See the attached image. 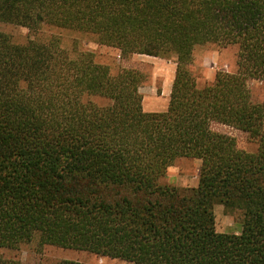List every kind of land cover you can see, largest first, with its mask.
<instances>
[{
	"label": "trees",
	"instance_id": "1",
	"mask_svg": "<svg viewBox=\"0 0 264 264\" xmlns=\"http://www.w3.org/2000/svg\"><path fill=\"white\" fill-rule=\"evenodd\" d=\"M1 24L28 35L0 28V248L264 264V99L248 84L264 81V0H0ZM84 38L121 59L174 58L166 109L144 111L146 74L101 63ZM206 44L235 47L236 68L200 86ZM179 158L200 162L189 194L159 182ZM216 202L242 212L239 234L215 229Z\"/></svg>",
	"mask_w": 264,
	"mask_h": 264
},
{
	"label": "rangeland",
	"instance_id": "2",
	"mask_svg": "<svg viewBox=\"0 0 264 264\" xmlns=\"http://www.w3.org/2000/svg\"><path fill=\"white\" fill-rule=\"evenodd\" d=\"M0 28L10 33L19 42L24 41L28 35L26 28L17 25L1 24ZM82 45L83 48L93 51L96 59L101 63L133 67L146 74L147 78L139 89L142 94V106L146 112H162L166 109L170 93L168 85L170 83L171 86L175 69L174 58L165 59L145 54H133L129 59H121L114 48L99 45L87 38L82 39ZM235 68V47L218 48L206 44L197 46L194 50L191 70L200 86L205 81L211 80L216 71L234 72ZM248 84L254 96L263 100L264 81L251 79ZM213 129L233 136L238 147L247 151L255 150V143L249 141L244 132L221 124H214ZM199 165L200 162L197 159L179 158L168 167L159 182L176 186L185 193H190L198 183ZM213 207L215 229L218 232L239 234L242 212L230 210L220 202H216ZM0 254L7 258H15L20 264H58L62 259L75 260L81 264H133L117 258L56 246H46L41 252L34 251L30 246H22L17 250L0 248Z\"/></svg>",
	"mask_w": 264,
	"mask_h": 264
},
{
	"label": "crops",
	"instance_id": "3",
	"mask_svg": "<svg viewBox=\"0 0 264 264\" xmlns=\"http://www.w3.org/2000/svg\"><path fill=\"white\" fill-rule=\"evenodd\" d=\"M172 79H173V77H172ZM171 82H172V80H171ZM171 89V86H170V83H169V85H168V91ZM143 109H144V111H145V108L143 107Z\"/></svg>",
	"mask_w": 264,
	"mask_h": 264
}]
</instances>
